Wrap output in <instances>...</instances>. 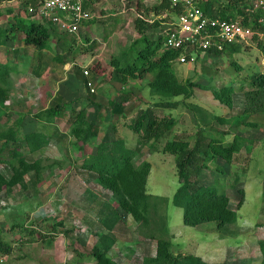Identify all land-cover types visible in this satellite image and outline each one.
Instances as JSON below:
<instances>
[{"label": "rangeland", "instance_id": "obj_1", "mask_svg": "<svg viewBox=\"0 0 264 264\" xmlns=\"http://www.w3.org/2000/svg\"><path fill=\"white\" fill-rule=\"evenodd\" d=\"M91 1L94 19L106 27L101 34L108 40L105 49L88 48L86 38L53 35L59 46L51 39L42 58L34 61L35 49L23 51L22 31L17 40L0 46V64L14 68L6 81L0 79V237L11 246L8 255L0 253V264H96V253H105L114 264H143L157 255L159 239L171 242L176 255L199 256L210 264H264V88L252 85L255 77H264V38L235 52L199 54L193 64L176 61L173 79L189 85V94L153 96L150 87L159 86L154 75L126 76L112 61L119 58L122 66L134 61L132 48L140 49L144 37L136 29L137 18L146 22V35L159 38L177 14L153 11L163 0ZM257 1L194 0L209 14L229 5L232 10L224 12L234 8L236 15ZM24 2L0 1V12L14 19ZM84 66L90 70L89 80L82 74ZM166 102L176 107L158 105ZM56 105L66 107L64 117L45 122L42 116ZM147 108L161 124L175 120L173 130L157 143L137 138L130 126ZM81 112L100 128L97 139L83 150L72 135V123ZM10 128L19 132L21 154L15 158L1 151ZM29 133L44 136L47 144L31 152L24 139ZM175 136L191 146L204 136L208 148L212 140L211 147L230 144L236 137L243 142L239 139L240 152L230 161L207 157L199 177L180 183L176 156L166 147ZM116 140L134 156L127 179L116 182L114 191L83 166L101 143ZM133 177L140 180L138 189L131 185ZM185 183L192 192L215 186L225 193L236 220L223 227L214 222L185 225L184 209L174 200ZM122 186L144 190L146 197L138 194L131 203ZM122 200L132 204L140 221L125 210Z\"/></svg>", "mask_w": 264, "mask_h": 264}, {"label": "trees", "instance_id": "obj_2", "mask_svg": "<svg viewBox=\"0 0 264 264\" xmlns=\"http://www.w3.org/2000/svg\"><path fill=\"white\" fill-rule=\"evenodd\" d=\"M28 1L35 2V0ZM200 7L206 11V6L200 5ZM167 9L178 14V9L173 7L172 0H163L161 5L154 8L153 11L158 12ZM230 9L232 10V7L227 5L224 6L223 11H219L218 14L210 15L212 17L225 20H236L241 18L243 23L248 24L251 14L245 11L243 14L238 12L236 15L235 13L237 11L234 8L233 12L231 13L224 12L226 10L230 11ZM7 13L2 14L0 12V46H6L9 41L17 40L18 32L20 31L25 34V39L23 40V46L25 49H23V51H27L26 48L29 47L42 52L46 47H48L49 41H51V39H55L53 37V30L44 27L41 23L33 19L26 20L27 17L19 13L14 15V19H9ZM135 25L139 33L144 34V37L140 40V49H137L136 47L132 48L133 52L135 53L134 61L131 63L128 62L126 66H122L119 58H115L114 61H112V66L116 69V71L126 76H143L144 74L154 75L159 86H157V88L154 86L150 87L151 94L153 96L158 95L159 97L161 95L162 97H172L176 94L180 95L188 93L187 86L189 85H180L173 79V63L176 62L180 52L166 50L164 48V34H162L159 38H153L149 35H146V22H144L141 17L137 18ZM56 43L58 44V40H56ZM237 47L238 46L227 47L223 53H216L213 50H211L210 53L219 55L228 52H235ZM37 56L38 60L42 58L40 54H36L34 57ZM58 59H60V57ZM12 69L14 68L7 66V64H0V79L2 78L3 81H6L5 77L10 74ZM86 80L88 79L86 78ZM252 85L258 88H264V77H255L253 79ZM218 96L221 99L223 98V96L220 94H218ZM123 100L128 101V97L125 96ZM230 101L231 99L229 98L228 102ZM158 105L166 108L176 107L175 103L169 102L160 103ZM65 108L66 107H61L59 105L51 107L45 113V116H42V118L45 119V122L52 123L56 118L64 117ZM122 110L123 109L118 108V111L121 112ZM74 111L76 110H72L71 112L73 113ZM85 114V112L79 113L75 122L72 123V135L76 137L77 142L82 145V150L85 145L95 141L100 134L99 126H97L94 122L88 121ZM133 119L132 124L130 125L131 129L134 135L137 136V138H141L144 142H151L152 140L154 143L159 142L162 138H164V136L168 135V133L173 130L175 125L174 119L161 124L162 122L157 120L154 112L150 108L141 110ZM17 124H21L20 120L17 122ZM15 129L10 128L8 132L3 135L6 138V141L1 148V151L6 152L7 156L10 155L14 158L21 154L19 152V146L17 145V143L20 141L18 139L19 132L17 128ZM169 138L170 139H168L166 147L171 154L176 156V166L178 169L180 183L189 180L192 176L199 177L203 169L206 168L204 161L207 157L212 159L221 157L227 161H230L235 153L240 152V140L242 139L241 137H236L230 144L219 142L215 143L213 147H211V144L214 143V140H212L209 142L208 148L205 147L203 141L205 139L204 136L198 138L194 146H191L189 142L182 140L177 136ZM24 139L27 141L31 152L38 150L44 144H47L46 138L44 136L35 133L27 134ZM133 156L134 151L125 146V143L121 140L104 142L97 147L96 153L91 154L85 159L83 167L86 170H90L98 174L101 181L107 182L106 184L112 190H114L117 188L116 182L120 183L121 179H127L129 175L128 171L130 167H133ZM22 161L23 164L26 163V160ZM133 178L134 179L132 180L131 185L137 188V185L140 184V180L137 177ZM122 188L127 193H129V199L131 203H136L139 199L138 194L143 196L145 192L144 190L142 192L134 191L133 189L126 188L125 186H122ZM174 200L176 206L184 209V224L190 227H195L198 224L205 222H214L218 226L223 227L229 223H233L236 220V215L228 209V196L225 193H219L215 189V186H201L197 191L192 192L190 184L185 183L184 185H181L178 191L175 193ZM122 201V205L124 206L125 210L127 212L130 211V213L134 215L136 221H140L141 216L138 212H135V209L131 208L132 204L124 202V200ZM31 232L33 233V231ZM150 238L154 239L155 237L151 236ZM261 250L264 254V243L261 244ZM10 252V244L0 237V253L2 255H8ZM95 255L96 264H114L112 259L105 253H96ZM143 264L210 263L205 262L199 256L176 255L171 251V242L169 243L166 240L159 239L157 244V255L155 257L146 258Z\"/></svg>", "mask_w": 264, "mask_h": 264}, {"label": "built area", "instance_id": "obj_3", "mask_svg": "<svg viewBox=\"0 0 264 264\" xmlns=\"http://www.w3.org/2000/svg\"><path fill=\"white\" fill-rule=\"evenodd\" d=\"M91 0H35L22 3L20 13L53 30V35L80 37L86 24L94 19L87 6ZM178 9L177 18L163 32L164 48L179 51L177 62L193 64L199 54L223 53L227 47L241 46L255 38H264V0H258L246 10L251 14L248 24L242 19L225 20L212 17L194 0H172ZM258 16V17H256ZM89 80L90 70L82 67ZM91 92L94 87L87 83Z\"/></svg>", "mask_w": 264, "mask_h": 264}, {"label": "crops", "instance_id": "obj_4", "mask_svg": "<svg viewBox=\"0 0 264 264\" xmlns=\"http://www.w3.org/2000/svg\"><path fill=\"white\" fill-rule=\"evenodd\" d=\"M92 2H90L89 3V5H88V7H90V4H91ZM133 10V9H132ZM110 20H112V19H110ZM99 20L96 18V19H94V20H92V21H90V22H88L87 24H86V31H84L81 35H80V37H75L76 38V40H80V39H83V38H86L87 39V42L89 41V43H88V48H90V49H93V48H95V49H98V48H103V49H105L106 47H107V45H108V40H106L105 38H103L102 36H101V34L103 33V34H105L104 33V31L106 30V29H104V28H106V27H104V25H100V22H98ZM105 22V21H104ZM97 23V24H96ZM106 24V26L108 27H111V25H110V21L109 20H107V23H105ZM109 30H110V28H109ZM102 39V40H101ZM103 39H105V40H103ZM110 44V43H109ZM59 46V45H58ZM37 50L35 49V55L36 54H40V55H42V52H44L45 50H43L42 52H36ZM34 55V54H33ZM38 57V56H37ZM37 58H35V57H33V60L35 61ZM57 59L58 58H56V62H57ZM38 60V59H37ZM59 60V59H58ZM37 65V64H36Z\"/></svg>", "mask_w": 264, "mask_h": 264}]
</instances>
